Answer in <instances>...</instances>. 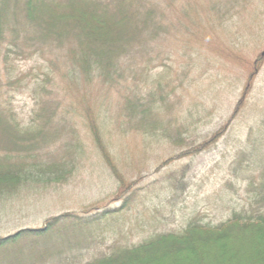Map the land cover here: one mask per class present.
<instances>
[{
  "label": "trees",
  "instance_id": "trees-1",
  "mask_svg": "<svg viewBox=\"0 0 264 264\" xmlns=\"http://www.w3.org/2000/svg\"><path fill=\"white\" fill-rule=\"evenodd\" d=\"M261 1L0 0V220L72 182L95 152L118 183L102 207L0 236V264H264V48L228 77L248 45L239 21L253 30ZM228 88L231 115L192 144L205 95L214 112ZM228 132L224 181L190 204L188 164L150 182L121 172L129 136L144 151L170 141L181 159ZM156 163L160 173L170 161Z\"/></svg>",
  "mask_w": 264,
  "mask_h": 264
},
{
  "label": "rangeland",
  "instance_id": "rangeland-1",
  "mask_svg": "<svg viewBox=\"0 0 264 264\" xmlns=\"http://www.w3.org/2000/svg\"><path fill=\"white\" fill-rule=\"evenodd\" d=\"M262 6L264 7V0L261 1V7ZM253 19L255 20L253 30L250 26L252 20L249 16L246 15L239 21L238 29L241 30L240 32L245 29V36L248 34L246 36L248 45L243 48V52L246 54H238L236 55V59L233 58V67L228 72L229 78L240 74V66L245 70L248 60L244 61L242 56L253 59L256 54L263 51L264 43L261 41L264 38V18L259 17L256 19L254 16ZM238 29L237 33L241 36ZM219 43L218 41V44ZM218 44H216V46ZM217 47L223 49L226 53L230 52L227 43L220 44ZM234 49L233 47V50ZM261 85L264 86V69L258 79L257 87L259 88ZM261 91L262 96L259 103L264 104V89ZM205 97H209L206 100L208 105L205 108V112L209 113L210 116L207 118L208 120L204 125L198 127L196 132L186 136V139H189L192 144L201 143L204 141V138L212 136L222 127L233 111V102L237 98V91L228 88L222 95L221 101L214 112H212L214 107L211 106L212 101H210V98L213 97V92H208ZM31 105L32 103L28 98L24 97L19 99L18 106L22 116H27ZM241 121L242 120L237 119L235 122L239 130H242L245 126V123ZM231 131L232 128L230 132ZM230 132L219 138L216 142L210 144L202 154L195 157L187 156L181 159H174V157L186 150L175 145L172 146L173 144H171L172 142L170 143V141H162L160 144L155 145V147L144 151L138 141L129 136L126 140L117 142L121 146L118 149V154H120L122 158L119 163L121 172L124 173L128 179H131L136 175L135 173L140 171L143 176H147L145 180L150 182L160 178L162 175L165 176L171 170H177L183 165L188 164L190 169L186 181H188L190 185L184 193V197L186 196V202L190 204L193 199L213 194L224 181L223 177L227 167L224 162V155L232 152L235 142L233 140L227 142L226 138ZM237 134H239V131H237ZM181 150L183 151L181 152ZM159 161H170V163L163 167L160 173H154L152 166ZM224 163L225 167L223 166ZM117 188L118 183L116 178L103 159L95 152L90 155L85 164L81 166L79 173L72 182L60 187L58 190L51 191L47 196L37 197L30 205L23 206V209L20 206H18V208L13 207L10 215L0 220V236L12 234L25 227H40L47 218L65 212L81 214L89 212L94 208L102 207L109 203ZM140 208L139 206V209ZM35 246V244L29 243H20L18 245L19 248L25 249L34 248ZM249 264L254 263L252 262Z\"/></svg>",
  "mask_w": 264,
  "mask_h": 264
}]
</instances>
